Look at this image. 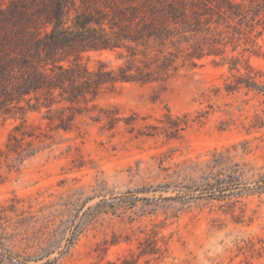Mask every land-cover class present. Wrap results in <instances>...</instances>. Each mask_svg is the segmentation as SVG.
I'll list each match as a JSON object with an SVG mask.
<instances>
[{"label": "rangeland", "instance_id": "rangeland-1", "mask_svg": "<svg viewBox=\"0 0 264 264\" xmlns=\"http://www.w3.org/2000/svg\"><path fill=\"white\" fill-rule=\"evenodd\" d=\"M57 1L0 0V264H264V0Z\"/></svg>", "mask_w": 264, "mask_h": 264}, {"label": "trees", "instance_id": "trees-1", "mask_svg": "<svg viewBox=\"0 0 264 264\" xmlns=\"http://www.w3.org/2000/svg\"><path fill=\"white\" fill-rule=\"evenodd\" d=\"M50 2L56 3V6H58V10H59V6H60V11H61V8H63L62 3H59V1H57V0H50ZM46 19H47L48 24L52 23V21H53L51 19L50 14L47 15ZM51 36L52 35H50V34H46V36L44 38H41V37L36 38L34 36V38H32V40H30L28 42L27 49L32 50V46L37 45L40 49L45 48V51L48 52L49 48H50L49 39L51 40ZM27 39H29V38H27ZM45 61H48V60H45ZM46 63H48V62H46ZM27 64H31V63L27 62ZM62 69H63L62 72L65 74H70L72 72L71 71L72 69H65L64 67ZM51 71H53V70H51ZM53 81L54 80H52V78H50V75L47 74L46 72L36 71L33 73L30 84L32 86V89H44V88L54 89L57 86H54L53 84H51Z\"/></svg>", "mask_w": 264, "mask_h": 264}]
</instances>
